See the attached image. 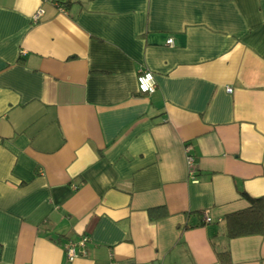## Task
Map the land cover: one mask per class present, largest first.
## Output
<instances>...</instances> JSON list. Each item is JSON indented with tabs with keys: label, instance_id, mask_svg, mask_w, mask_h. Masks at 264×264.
<instances>
[{
	"label": "crops",
	"instance_id": "crops-1",
	"mask_svg": "<svg viewBox=\"0 0 264 264\" xmlns=\"http://www.w3.org/2000/svg\"><path fill=\"white\" fill-rule=\"evenodd\" d=\"M241 189L264 197V0H0V264H220L216 232L264 264V233L222 234Z\"/></svg>",
	"mask_w": 264,
	"mask_h": 264
},
{
	"label": "trees",
	"instance_id": "trees-1",
	"mask_svg": "<svg viewBox=\"0 0 264 264\" xmlns=\"http://www.w3.org/2000/svg\"><path fill=\"white\" fill-rule=\"evenodd\" d=\"M241 198L247 201L248 206L228 213L224 216V227L222 234L229 239L263 234L264 233V197L263 196H251L245 190H239ZM202 213V212H201ZM168 211L165 206H156L148 209V216L151 221H157L159 219L168 216ZM204 223L187 224L185 228H194ZM211 224V222L207 223ZM217 236V232L214 233L211 238V244L215 249L216 255L220 264H231V252L229 248L217 249L215 246L214 238Z\"/></svg>",
	"mask_w": 264,
	"mask_h": 264
},
{
	"label": "built area",
	"instance_id": "built-area-1",
	"mask_svg": "<svg viewBox=\"0 0 264 264\" xmlns=\"http://www.w3.org/2000/svg\"><path fill=\"white\" fill-rule=\"evenodd\" d=\"M43 14V10L39 9L33 16L34 21H38ZM168 45H173L174 40L173 38H169L166 42ZM138 81V90L141 94H152L157 89V83L155 76L152 71L148 69L141 70L137 77ZM229 92L232 91L231 88L227 89ZM188 162L190 167L192 168L191 176H193V179L195 178V159L192 155H188ZM204 221L209 223L211 222V218L205 214ZM89 241V238L87 236L81 237L78 241H72L69 240L64 243L63 248L66 252L67 258L69 261L74 260L78 256L86 255V244ZM116 264V263H113Z\"/></svg>",
	"mask_w": 264,
	"mask_h": 264
}]
</instances>
